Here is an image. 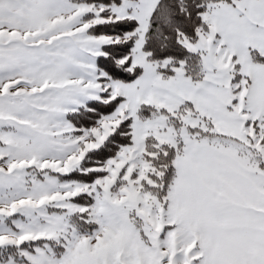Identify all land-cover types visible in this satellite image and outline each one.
I'll return each mask as SVG.
<instances>
[{
    "label": "snow or ice",
    "instance_id": "obj_1",
    "mask_svg": "<svg viewBox=\"0 0 264 264\" xmlns=\"http://www.w3.org/2000/svg\"><path fill=\"white\" fill-rule=\"evenodd\" d=\"M0 264H264V0H0Z\"/></svg>",
    "mask_w": 264,
    "mask_h": 264
}]
</instances>
